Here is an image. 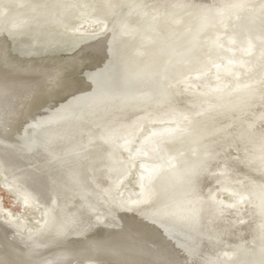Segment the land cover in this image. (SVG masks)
<instances>
[{"label": "bare ground", "instance_id": "1", "mask_svg": "<svg viewBox=\"0 0 264 264\" xmlns=\"http://www.w3.org/2000/svg\"><path fill=\"white\" fill-rule=\"evenodd\" d=\"M260 1L264 2L136 0L127 10L150 17L168 13L180 21L182 11L194 8L201 11L199 26L203 27L223 24L228 14ZM259 21L251 27L243 25L240 35L215 34L209 39L207 56L215 60L213 71L220 80L204 83L196 92H182L174 85L175 77L195 62L185 53L196 39L175 50L162 43L156 49L153 45L155 56L165 54L162 61L173 69L170 65L156 68L148 61L132 72L130 67L138 63L127 60V46L122 43V37L132 32L120 19L64 58L46 46L21 51L16 42L12 48L4 20L0 24V124H13L18 133L0 137V172L6 188L20 194L26 207L41 209L43 219L37 230L24 234V221L16 222L12 213L4 211L9 220L0 218V264H146L153 258L149 245L159 240L189 264H264V90H253L264 81V69L247 78L248 59L264 42V17ZM143 38L134 50H127L134 60L141 55L138 46L155 44L149 36ZM84 53L92 54L84 70L100 71L95 81L75 74L81 81L71 89L75 99L69 96L62 101L66 93L46 91L30 98L31 90L41 86L44 71L71 65ZM24 119L27 124L21 123ZM142 124L150 126V132L141 131ZM192 125L201 128L182 139L186 154L180 163L191 161L186 168L170 169L175 157L164 141ZM137 131L143 144L139 147L133 145L135 139L128 141ZM120 134H127L117 142L132 153L129 164L141 162L134 181L140 193L133 191L130 198L114 201L109 194L125 174L114 151ZM165 164L170 166L166 175L154 180ZM217 189L235 200L216 203Z\"/></svg>", "mask_w": 264, "mask_h": 264}, {"label": "rangeland", "instance_id": "2", "mask_svg": "<svg viewBox=\"0 0 264 264\" xmlns=\"http://www.w3.org/2000/svg\"><path fill=\"white\" fill-rule=\"evenodd\" d=\"M135 1L136 0H87V1L81 0L76 4L74 2H63V0H0V24L7 19V23H8L7 39L11 44L13 42L12 48H14V45H17L16 42H18L20 46L19 49L21 51L28 50L33 52V51L41 50L39 49L40 47L46 46L45 49H49L51 52L59 53L60 54L59 56L61 58H64L67 56L66 54L68 52L70 53V50L75 48V46L79 45L84 41L102 35L104 31L107 29V27H109L116 20L120 19L124 24V26L126 28L128 27L127 30H130L132 32L131 35L126 34V37H122V43H124L127 46V48L125 49L126 50L125 55L128 57L127 60L129 61L133 60L136 63H138L137 66L133 64V67L132 68L130 67L132 72L137 71V68H139L140 65L148 61H151L154 67L156 68L159 66L164 68L166 65H170L171 66L170 68L173 69L172 64H166V60L162 61V59H164L165 57V54H163L159 58L155 56V54L153 53L155 52L154 47L156 49V46L162 43L167 50L169 49L172 50L174 48L181 49L182 47L183 48L186 47L189 43H192V41L196 39L195 45L192 46L190 45L189 46L190 48H188V50L185 53V55L189 57L193 56L195 58V62L193 64L182 67L179 74L175 77V81H174V85H176L175 86L176 89L181 90L182 92H191V91L196 92L198 90L203 89L201 88L202 84L204 83L212 84V82L214 83L220 80L219 77H217L218 76L217 73L213 71L215 69V60L209 59L207 56L208 55L207 50L210 49L209 46L207 45L209 42L208 40L213 39L215 37V34H220L221 36H224L231 32L232 33L235 32V35L236 34L240 35L241 33H243L242 30L243 25L247 24L248 26L251 27L255 24L260 23L259 21L260 17H264V2L260 1L252 4V6L250 7H247L248 10L245 9L244 11H238L228 14L223 24L215 25L213 23H209L206 26L200 27L199 21L202 18L201 11L194 10V8H189L182 11L183 13L181 12V15L179 16L180 18L177 17L178 20L180 19V21H182L181 24H183L184 21V24L181 25L183 27H181L180 21L175 20V18L173 17H168L169 16L168 13L161 14L162 16L158 15L156 17L155 16L150 17L146 15L144 16L143 14L137 12L128 13L127 10L128 7L132 2ZM72 3L73 5H71ZM249 10L250 13L248 12ZM259 11H260V15H259L260 17L258 18L257 14L259 13ZM45 12L47 13L45 14ZM173 20L175 22H173ZM101 27H104L102 28L103 30L101 29ZM216 28L219 29L217 30ZM230 28L233 30H231ZM186 30L187 32H185ZM151 34L156 35L155 38L157 39L155 40L153 38V35ZM172 34H174L175 36L173 35V37L170 38L169 36ZM145 35L147 37L149 36L150 38L154 39L155 44L150 43L152 47L151 46L148 47V45H146V42L145 44L143 43L142 46L137 47V50H140V54H141L138 57L136 56L137 60H134L131 56L130 58L129 52L127 50L129 49L134 50V45L136 44L137 40H141ZM189 37H190L189 39L190 41L187 40V38ZM243 38L244 37H242L241 39ZM241 39L239 38V40ZM168 42H170L171 44ZM173 42L176 43L174 44ZM165 44L167 45V47ZM172 44L173 46H171ZM212 53L217 58L219 57L217 50H214ZM174 54L176 53L174 52ZM248 62H250L249 68H251L250 69L251 71L248 73L247 78L253 79L255 76H258L260 75V73H262V69H264V42L257 47L255 52H253V54L249 57ZM251 64L254 67L251 66ZM200 66H201V70H200ZM86 72H88L87 69L84 70L85 74ZM251 72H253V75ZM183 79H185V81H182ZM258 89L264 90L263 80L260 81L259 87L257 86L253 87L254 91H258ZM210 92H212V90H210ZM67 99L69 98L66 99L64 98L62 101L64 100L66 101ZM186 123L187 122H184L183 125H185ZM145 125L146 124H142L140 126L141 131L145 129L146 132L147 131L150 132L151 127L150 126L147 127ZM196 128H201V126L192 125L191 128L186 126L183 129H179L178 134H175L169 137L168 138L169 140L167 139L164 141V143H166L165 146L169 147V150L173 153L175 157L171 159L173 166L170 167L168 164H165L162 167H160V169L162 168V170H158L159 173L157 174H159V176L156 174L154 180H156L160 176L162 177L166 175L167 171L169 170V167L170 169L171 168L174 169V167L177 166H179V168L187 167V164L190 163L191 160H189L188 163H187L188 160L180 163L181 157L184 154H186L185 151H183L184 149L182 147V139L184 138V136L189 134V131L191 132L192 129L195 130ZM139 131H137V134L135 133L134 136L132 135L128 137L129 138L128 141L131 142H133V139H135L134 143L136 145L135 144L133 145L136 147H139V145L140 146L143 145V144H139L140 142L142 143V139L140 140L138 139L140 137L139 135H141L140 134L141 132ZM142 134H144V132ZM124 135L127 134L118 135L116 140L114 141L116 143V144L114 143V145H116V147L114 146V151L117 152L116 154L118 155V158L124 168V173H125L123 178L118 183L117 189L112 190L111 193L109 194L111 199L114 201H121L124 197L130 198L132 196L133 191H135V193H140L139 190L140 186L139 184L134 183V181H136V177H137L135 172L139 167L138 164L141 162H138L133 165L129 164V162L131 161V157L129 156H131L132 153L126 151L118 143L119 142L118 138L125 137ZM133 145L131 146L133 147ZM176 151L177 152L179 151L180 153L178 154L176 153ZM171 155H169V158L171 157ZM189 159L192 158L190 157ZM128 169L133 170V172ZM4 182H5V177L0 172V204H1V210H3L2 214L0 215V218L6 221L9 220L8 219L9 215L6 212H4L7 211L9 213H12L11 216L15 217L13 218L15 219L16 222L21 223L20 221H24L25 223L24 234H28L30 231H33V229L37 230L40 225L39 223H41L43 219V214L41 213V209L37 210L35 207L29 208L23 205L22 203H20L22 201L20 194H18L14 189L6 188ZM137 185L139 189L138 187H136ZM214 199L215 202L218 204H220L221 202L222 204L223 203L228 204L234 201L235 197H232L230 194L223 192V190L217 189L215 190L214 193Z\"/></svg>", "mask_w": 264, "mask_h": 264}, {"label": "snow or ice", "instance_id": "3", "mask_svg": "<svg viewBox=\"0 0 264 264\" xmlns=\"http://www.w3.org/2000/svg\"><path fill=\"white\" fill-rule=\"evenodd\" d=\"M91 55L90 53H84L79 57V60L73 58L71 65H58L53 69L44 71L41 74V86L31 90L30 98H36L46 91L49 95L64 92L66 93L65 98L71 96L75 99L76 97L71 89L81 82L75 74L78 72L80 77L88 81H95L100 71L99 69L97 72L89 71L85 75L84 67L87 66V61L91 58ZM20 115L23 116V113H20ZM21 123L27 124V120L24 119ZM17 133L18 128L13 124H0V137L9 138ZM142 227L146 228L147 225L145 224ZM145 243L148 242L145 241ZM149 246L154 249L153 258L147 261L146 264H189L187 260L181 261L177 259L176 254L169 249L165 240L153 241Z\"/></svg>", "mask_w": 264, "mask_h": 264}]
</instances>
